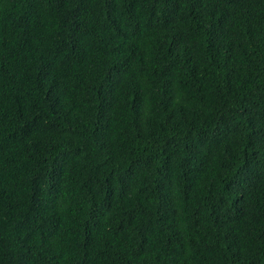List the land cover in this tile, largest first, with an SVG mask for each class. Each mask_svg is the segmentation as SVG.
Wrapping results in <instances>:
<instances>
[{
	"label": "trees",
	"instance_id": "trees-1",
	"mask_svg": "<svg viewBox=\"0 0 264 264\" xmlns=\"http://www.w3.org/2000/svg\"><path fill=\"white\" fill-rule=\"evenodd\" d=\"M0 264H264V0H0Z\"/></svg>",
	"mask_w": 264,
	"mask_h": 264
}]
</instances>
